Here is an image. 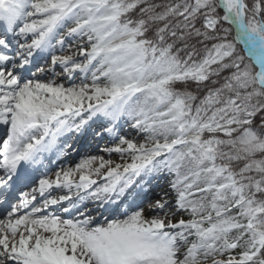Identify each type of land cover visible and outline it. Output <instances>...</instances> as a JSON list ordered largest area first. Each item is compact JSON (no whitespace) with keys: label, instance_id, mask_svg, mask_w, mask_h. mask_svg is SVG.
Here are the masks:
<instances>
[{"label":"snow or ice","instance_id":"1","mask_svg":"<svg viewBox=\"0 0 264 264\" xmlns=\"http://www.w3.org/2000/svg\"><path fill=\"white\" fill-rule=\"evenodd\" d=\"M0 125V264H264V0H0Z\"/></svg>","mask_w":264,"mask_h":264},{"label":"bare ground","instance_id":"2","mask_svg":"<svg viewBox=\"0 0 264 264\" xmlns=\"http://www.w3.org/2000/svg\"><path fill=\"white\" fill-rule=\"evenodd\" d=\"M40 63L43 64L44 61H40ZM48 63L50 64V57ZM43 79H48V77H43ZM96 131H98V129L95 125H93V127L90 128L87 134L84 136H77L76 134L70 133V134H66L63 137H60L58 140V145H63L65 143V139H69V142L67 143L70 144L72 147L68 149L67 154L63 156H58L55 150L50 153H44L43 156L41 157L43 163L37 166L39 168V171L34 174V177L36 178L33 179L31 182H29V185L25 189H22V191L24 190V192H30L32 187L36 186V183L40 178H43L44 176H47L49 178H54L55 171L60 170L61 168L67 167L69 165L74 166L76 163L79 162L81 157L102 155L106 159H108L109 158L108 154L107 153L102 154L100 148L102 145L105 146L110 144L112 137H110L107 133H104L103 138H101L100 136L95 135ZM130 132L131 129L123 121H121L119 125V134L128 135ZM5 139H6V134L5 136H3V138L0 141V147H2L3 141ZM110 158L116 162H121L120 160H118V154L113 153ZM99 182L103 183V181H99ZM154 187H157V189L153 190V193L156 191L159 193L161 188L166 189L167 179L154 180L152 183V189H154ZM56 194H58V192L56 190H53V195ZM17 198H18L17 200H19V196ZM40 200L41 197L37 196V201ZM59 207L60 206H52L50 210L58 211ZM89 207L95 210L94 214L97 215L98 219H103V216L100 215V212L102 210H97L94 204H89ZM58 214L60 213L58 212Z\"/></svg>","mask_w":264,"mask_h":264},{"label":"rangeland","instance_id":"3","mask_svg":"<svg viewBox=\"0 0 264 264\" xmlns=\"http://www.w3.org/2000/svg\"><path fill=\"white\" fill-rule=\"evenodd\" d=\"M77 39H78V38H67L66 41H65V49L67 50V49H68V46L71 44V45H73L71 51L75 50V48H76V43H77ZM84 43H87V41L85 40ZM3 136H5L4 127L0 126V141H1V139L3 138ZM67 140H69V139H67ZM118 160L121 161L119 155H118ZM121 162H122V161H121ZM156 189H157V187H154L153 190H156ZM156 193H158V192H157V191L154 192L153 195H155Z\"/></svg>","mask_w":264,"mask_h":264},{"label":"trees","instance_id":"4","mask_svg":"<svg viewBox=\"0 0 264 264\" xmlns=\"http://www.w3.org/2000/svg\"><path fill=\"white\" fill-rule=\"evenodd\" d=\"M156 2H163V0H156ZM132 15H133V16H135V15H136V13H135V12H133V13H132ZM241 47H242V45H241Z\"/></svg>","mask_w":264,"mask_h":264}]
</instances>
